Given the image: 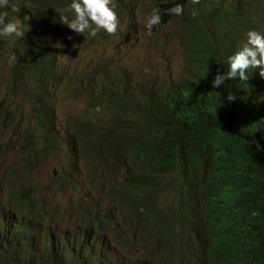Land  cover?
I'll return each mask as SVG.
<instances>
[{"label":"clouds","instance_id":"9594fccd","mask_svg":"<svg viewBox=\"0 0 264 264\" xmlns=\"http://www.w3.org/2000/svg\"><path fill=\"white\" fill-rule=\"evenodd\" d=\"M50 1L57 7L64 5L65 14L58 18L57 12L61 9H57L56 17H52V22L55 19L53 22L55 36L50 43L54 47L55 58L43 76L41 71L33 66L31 59L24 57L20 47L21 43L32 38L34 33L33 30L30 37L25 38L28 29L34 26V22L31 23L29 20L34 13L30 8L33 4L23 0V6L29 10L26 22L18 16L20 8L14 4V0H0V62L3 41L9 38L19 39L9 62L14 63L13 69L16 72L12 85L15 84L21 89L25 85L20 86L17 81L25 83L26 80L19 73L22 63L34 73L39 85L38 78L41 76L52 79L50 83L54 86L52 91L63 78L56 42L61 24L77 34H84V37L88 35L89 38L103 36L102 31L106 33L104 35H116L125 22L132 24L130 11L132 4L123 0ZM178 1L172 0L174 6L163 11L177 17L181 16L182 33L178 37L183 49L182 58L186 64L182 74L192 71L194 65L203 64V69L195 72L194 77L197 79L203 71L208 79H212L210 83L215 89L220 88L228 80H233L241 86L255 84L247 81L249 69H258L259 76L264 78V0H181L183 5L176 3ZM168 2L169 0H151L153 8L144 21V29L148 34L152 33L153 26L161 23L159 6ZM11 10L16 15L9 19L8 12ZM203 42L211 46V51L200 60L194 61L190 68L188 63L191 61L188 60L187 54L191 52L192 44L198 46ZM222 64L226 71L220 70ZM109 75L111 80H103L99 87L95 85L92 89L87 88L82 94L85 107L91 97H101L107 87L110 88L118 105L128 107L132 106L129 100L131 95L147 93L145 89L164 84L166 86L179 79L130 83L120 75L112 73ZM139 86L144 90L139 89ZM14 89L15 87H12L10 92ZM226 99L228 101L234 99L231 92L227 94ZM35 117L37 125L29 127L32 132L29 130L25 132V134L29 132L30 136H23L22 145L18 149L17 154L21 153L20 157L11 154L12 146L9 143L4 147L0 146V237H12V253L18 257L19 264H33L30 261L34 259L38 261L34 264H52L47 260L50 256L49 246L46 244L47 237L56 242L57 255L67 257L70 248L79 249L85 236H90L92 241L99 240L102 249L107 251L108 264H176L178 261L173 258L177 253L184 257L185 261L181 264H237L239 256L243 254L239 245L253 248L249 256L264 258L263 251L257 249L260 248L257 245L259 240L257 236L249 234L243 238L230 233L220 221L230 211L227 199H221L215 192H207L197 187L190 180H184L183 183L175 180V190L168 193H165L168 180L157 181V187L150 189L145 181L134 180L136 169L131 172L124 159L117 163L118 166L108 160L105 163L109 175L113 177L121 175L118 177L121 179L118 184L120 188L111 191L115 197L113 200L119 207L118 213L125 212L120 215L123 225L112 223L115 242L102 237L104 226L112 222V218L100 204L94 205L91 210L79 206V216L84 226L75 231L61 232L62 238L56 237L55 233L59 232L54 228V224L59 219L57 210L59 204H56L58 201L54 200L53 196L59 187L54 192L53 182L47 181L43 173L45 168L50 166V153L59 151L57 132H61L60 123L56 116L47 119L44 124L37 120L36 115ZM73 119L82 121L70 118L66 123V132ZM88 122H92V119ZM46 125L50 126V129ZM37 129L41 130L36 134ZM47 130L51 133L48 134ZM87 150L88 147L84 146L86 157H92ZM104 156L106 157V153ZM123 173L126 183L122 179ZM73 176L68 174V177ZM62 179L64 177L61 175L53 176L55 182ZM131 180L133 182H130ZM65 184L75 186L70 178L60 186ZM123 190L130 191L136 197L129 203H121L118 199ZM166 197L171 199V207L166 206L164 200ZM215 206L217 209L213 210ZM138 213L142 214L140 218L135 217ZM132 219L139 220V226H133L130 223ZM118 245L127 246L126 261L121 260L115 253ZM0 247L1 257L4 248L1 245ZM140 259H145V262ZM91 263L92 259L89 258L87 250L83 258H76L75 261V264Z\"/></svg>","mask_w":264,"mask_h":264},{"label":"trees","instance_id":"16d2710c","mask_svg":"<svg viewBox=\"0 0 264 264\" xmlns=\"http://www.w3.org/2000/svg\"><path fill=\"white\" fill-rule=\"evenodd\" d=\"M30 8L34 13L29 20L34 26L28 29L25 38L28 39L33 30L34 33L20 47L24 57L31 59L44 76L55 58L50 43L55 36L52 17H56L57 9L64 11L65 6L57 7L50 0H36ZM209 51L211 46L207 43L192 44L187 54L190 68ZM202 69L203 64L194 65L192 71H186L169 85L152 86L145 89L147 93L131 95L132 106L128 107L118 105L107 87L101 97H91L87 107L89 111L117 113L112 117V124L98 119L96 122L73 119L68 132L81 138L92 157L106 153L107 160L117 166L124 159L131 172L136 169L134 180L145 181L150 189L157 187V181L190 180L197 187L227 199L230 211L220 221L230 233L243 238L249 234L257 236L260 247L257 249L264 253V78L259 76L258 69H249L247 81L255 84L241 86L228 80L215 89L210 83L212 79L203 71L195 79L194 73ZM220 70L226 71L224 64ZM43 76L38 78L40 92L30 95L31 101L37 100L33 110L41 124L55 117L48 95L54 87L50 84L52 79ZM17 82L24 85L23 81ZM138 88L144 90L141 86ZM229 92L234 97L232 101L226 99ZM127 113L132 120L128 127L122 119ZM28 130L32 132L29 127ZM40 130L37 129L36 134ZM93 133L96 138L90 147ZM134 197L135 194L123 190L118 200L129 203ZM216 209L215 206L213 210ZM141 216L138 213L135 217ZM46 244L50 252L47 260L52 264H75L76 258L86 255V250L91 264H108L107 251L102 249L98 239L92 241L90 236H85L79 249L70 248L67 257L57 255V245L51 237H47ZM0 245L4 248L0 264H19L18 257L12 253V237H0ZM239 248L243 254L237 264H264V258L249 256L253 248L242 245ZM173 259L178 261L176 264L185 261L181 253Z\"/></svg>","mask_w":264,"mask_h":264},{"label":"rangeland","instance_id":"374dc122","mask_svg":"<svg viewBox=\"0 0 264 264\" xmlns=\"http://www.w3.org/2000/svg\"><path fill=\"white\" fill-rule=\"evenodd\" d=\"M33 4L36 0H28ZM119 1V0H118ZM130 2L132 24L125 22L120 27L116 35H96L89 38L88 35L77 34L66 25L61 24L58 28L56 42L59 48L60 66L63 71V78L58 83L56 89L50 90L51 98L49 103L53 106L55 116L58 120L61 132L57 135L58 152L50 153V166L44 170V177L47 181L53 182L54 200L59 204V219L54 224V228L59 233L55 236L62 238L61 232L75 231L84 226L79 216L78 207H84L89 210L94 205L100 204L107 214L111 215L112 222L104 226L102 237L110 238L115 242V234L112 231V223L123 225L118 213V205L113 200L111 191L120 188L118 177L109 175L106 168L107 158L102 156L86 157L84 154V145L81 138L66 132V123L70 118H78L82 121L99 120L101 123L112 124V117L117 116L108 110L89 111L82 100V94L87 88L92 89L95 85H100L103 80H111L109 73L120 75V77L131 82H165L180 78L185 70L186 64L181 47V16L170 15L163 10L174 6L172 0L159 6L161 9L162 20L158 25L153 26V31L148 34L144 29V21L151 11V0H123ZM176 1V0H175ZM176 3H181L179 0ZM20 11L18 16L26 20L29 16V10L23 6V0H14ZM64 11L57 12L59 18ZM15 13L8 12V18L11 19ZM71 37V39H69ZM19 39L9 38L3 41L2 58L0 62V146L4 147L6 143L12 146L11 154L18 155V149L22 145L23 136L28 127L37 125L34 114V103L36 99H30V95L39 93V84L35 80L34 73L22 67L19 73L25 80V87L12 85L16 75L13 64L9 62V57L14 52V46L18 44ZM15 87L10 92L11 88ZM125 126H129L131 119L129 114H123ZM65 131H62L64 130ZM96 136L91 135L94 141ZM92 146V143H90ZM101 163V164H100ZM72 168V169H71ZM55 174V175H54ZM73 174V177H68ZM61 175L64 177L59 182L53 181V176ZM70 178L75 186L64 184ZM122 179L126 183L124 173ZM175 180L168 179L167 191L175 190ZM165 204L171 207V199L166 197ZM133 226H139V220H131ZM140 231V230H139ZM128 248L126 245H118L115 253L121 260H127ZM119 259V260H120ZM120 260V261H121ZM145 262V259H140ZM38 263L36 259L30 261ZM167 262V261H165ZM122 264V263H119Z\"/></svg>","mask_w":264,"mask_h":264},{"label":"bare ground","instance_id":"6f19581e","mask_svg":"<svg viewBox=\"0 0 264 264\" xmlns=\"http://www.w3.org/2000/svg\"><path fill=\"white\" fill-rule=\"evenodd\" d=\"M258 133V132H257Z\"/></svg>","mask_w":264,"mask_h":264}]
</instances>
